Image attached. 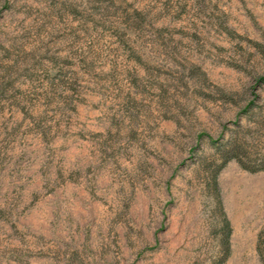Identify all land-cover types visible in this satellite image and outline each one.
I'll return each instance as SVG.
<instances>
[{"label":"rangeland","instance_id":"1","mask_svg":"<svg viewBox=\"0 0 264 264\" xmlns=\"http://www.w3.org/2000/svg\"><path fill=\"white\" fill-rule=\"evenodd\" d=\"M232 135L257 163L264 0H0V264H264Z\"/></svg>","mask_w":264,"mask_h":264},{"label":"trees","instance_id":"2","mask_svg":"<svg viewBox=\"0 0 264 264\" xmlns=\"http://www.w3.org/2000/svg\"><path fill=\"white\" fill-rule=\"evenodd\" d=\"M253 105V102L250 103V107ZM246 144L247 142H245V140H241L239 138H237L236 135H232L230 138H228L227 140H223L222 142L220 141L218 143V145L216 146L215 149V155L216 157H219V159L221 160V163L219 164L217 170L215 171V173L213 174V182L216 186V177H217V172L220 168H222L229 160H231L232 158H238V161L240 163V166L245 169L248 170L250 172H257V171H262L264 170V149H263V153L260 157V159H258V161H256L257 163H253L254 165H247V163H245V159L243 158H247L246 157ZM225 226L229 232L230 228L228 225V221L225 220ZM228 239L226 241V250H228Z\"/></svg>","mask_w":264,"mask_h":264}]
</instances>
